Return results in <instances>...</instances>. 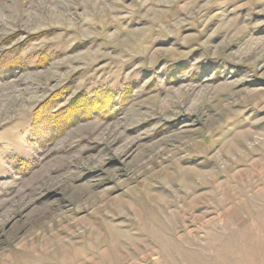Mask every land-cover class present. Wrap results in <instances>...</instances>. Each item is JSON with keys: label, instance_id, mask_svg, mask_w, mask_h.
Listing matches in <instances>:
<instances>
[{"label": "rangeland", "instance_id": "1", "mask_svg": "<svg viewBox=\"0 0 264 264\" xmlns=\"http://www.w3.org/2000/svg\"><path fill=\"white\" fill-rule=\"evenodd\" d=\"M0 264H264V0H0Z\"/></svg>", "mask_w": 264, "mask_h": 264}, {"label": "trees", "instance_id": "2", "mask_svg": "<svg viewBox=\"0 0 264 264\" xmlns=\"http://www.w3.org/2000/svg\"><path fill=\"white\" fill-rule=\"evenodd\" d=\"M77 100H79V98L74 101V105L70 104L64 107L62 110L64 111V116L60 119H56V113H53L52 110L57 104H55L52 97L48 98L35 110L33 126L35 127L39 118L45 116V118L42 119L47 123L50 128L49 130H52V135L58 134V132L63 131L64 128H67L71 124L73 125L79 119L88 118L93 114L102 116L101 113L107 109V103H112V99L103 96V93H94L87 101L79 102ZM108 113L111 114V112Z\"/></svg>", "mask_w": 264, "mask_h": 264}]
</instances>
